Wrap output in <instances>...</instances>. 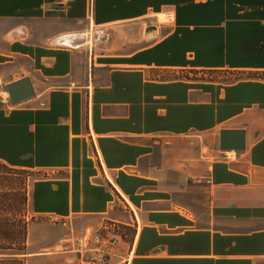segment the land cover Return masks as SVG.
Instances as JSON below:
<instances>
[{
  "label": "crops",
  "instance_id": "0c3cea01",
  "mask_svg": "<svg viewBox=\"0 0 264 264\" xmlns=\"http://www.w3.org/2000/svg\"><path fill=\"white\" fill-rule=\"evenodd\" d=\"M37 215L79 264H264V0H0V264Z\"/></svg>",
  "mask_w": 264,
  "mask_h": 264
},
{
  "label": "rangeland",
  "instance_id": "374dc122",
  "mask_svg": "<svg viewBox=\"0 0 264 264\" xmlns=\"http://www.w3.org/2000/svg\"><path fill=\"white\" fill-rule=\"evenodd\" d=\"M237 76H242L237 75ZM231 79H234V77H231ZM29 173H27L26 175V187L29 184ZM32 177L31 180L34 178H39V174L38 173H31ZM21 188H23V178H21ZM23 192V191H22ZM27 193V191H26ZM27 198V195H26ZM34 220L36 219L38 222V226L39 223H42L43 225V237H44V243L42 246V249L44 251H46L48 253L47 260H44L43 264H79V262L77 261L78 259V255H79V244L77 245V239H75V249L70 246L67 240H65V237L67 236V234L69 232H67V230H64L63 232L60 231L61 229V225L62 222L60 220H56L54 218L49 217L48 215H37V217L33 216L30 217V220ZM41 225V224H40ZM47 240V241H46ZM1 248H6V247H1ZM15 249H19L17 248H11L10 252L13 253ZM20 249H23L22 247ZM33 251L34 248H32ZM35 249H39L35 248ZM70 250H74V251H70ZM50 252V253H49ZM75 259V260H74ZM7 262H10L9 264H22V261H19L18 259H14L11 258L9 259ZM6 264V263H5Z\"/></svg>",
  "mask_w": 264,
  "mask_h": 264
},
{
  "label": "water",
  "instance_id": "95a60500",
  "mask_svg": "<svg viewBox=\"0 0 264 264\" xmlns=\"http://www.w3.org/2000/svg\"><path fill=\"white\" fill-rule=\"evenodd\" d=\"M11 100L17 103L34 94L30 79L28 77L12 82L7 87ZM231 142V143H230ZM244 132L223 130L221 132V149L223 150H243Z\"/></svg>",
  "mask_w": 264,
  "mask_h": 264
},
{
  "label": "built area",
  "instance_id": "2783aa9c",
  "mask_svg": "<svg viewBox=\"0 0 264 264\" xmlns=\"http://www.w3.org/2000/svg\"><path fill=\"white\" fill-rule=\"evenodd\" d=\"M233 158L232 156L228 157V159ZM103 229L108 231L109 230V226L107 224H105L103 226ZM94 241L97 242L99 244L100 247H102L103 249L106 246H115L118 242L116 236H113L112 234L109 233V231L105 234L103 232H98L94 235ZM82 264H99L98 260L95 258H87L84 259Z\"/></svg>",
  "mask_w": 264,
  "mask_h": 264
},
{
  "label": "trees",
  "instance_id": "16d2710c",
  "mask_svg": "<svg viewBox=\"0 0 264 264\" xmlns=\"http://www.w3.org/2000/svg\"><path fill=\"white\" fill-rule=\"evenodd\" d=\"M41 185H45V183L44 184L43 183H40L39 186H41Z\"/></svg>",
  "mask_w": 264,
  "mask_h": 264
}]
</instances>
